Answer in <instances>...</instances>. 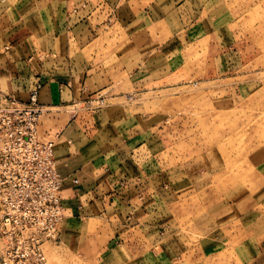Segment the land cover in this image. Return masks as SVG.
<instances>
[{
  "label": "crops",
  "instance_id": "obj_1",
  "mask_svg": "<svg viewBox=\"0 0 264 264\" xmlns=\"http://www.w3.org/2000/svg\"><path fill=\"white\" fill-rule=\"evenodd\" d=\"M259 34L264 0H0V91L21 103L37 93L63 179L56 242L100 241L111 264H264V237L239 247L241 263L216 238L199 256L165 241L178 227L159 219L171 223L185 181H154L160 94ZM97 98L102 108L84 107Z\"/></svg>",
  "mask_w": 264,
  "mask_h": 264
},
{
  "label": "rangeland",
  "instance_id": "obj_2",
  "mask_svg": "<svg viewBox=\"0 0 264 264\" xmlns=\"http://www.w3.org/2000/svg\"><path fill=\"white\" fill-rule=\"evenodd\" d=\"M256 37L227 41L229 52L219 60L190 68L187 87L160 94L163 124L154 147V181L163 187L185 181L171 223L159 219L164 230L175 224L177 231L161 237L195 248L198 256L216 238L225 247L222 256L238 253L236 263L247 240L264 237V34ZM230 44L237 45L233 51ZM219 64L223 71L215 73ZM39 212L35 187L0 185V264H111L100 241L54 242Z\"/></svg>",
  "mask_w": 264,
  "mask_h": 264
},
{
  "label": "built area",
  "instance_id": "obj_3",
  "mask_svg": "<svg viewBox=\"0 0 264 264\" xmlns=\"http://www.w3.org/2000/svg\"><path fill=\"white\" fill-rule=\"evenodd\" d=\"M36 96L32 92L29 101L20 105L0 94V185L15 183L35 187L42 222L48 235L55 239L63 206L57 194L59 178L54 169L53 145L40 142L37 135L43 110ZM37 256L41 258L40 253Z\"/></svg>",
  "mask_w": 264,
  "mask_h": 264
},
{
  "label": "bare ground",
  "instance_id": "obj_4",
  "mask_svg": "<svg viewBox=\"0 0 264 264\" xmlns=\"http://www.w3.org/2000/svg\"><path fill=\"white\" fill-rule=\"evenodd\" d=\"M32 92H35V91H32ZM31 92V93H32ZM2 92L0 91V94H1ZM30 93V94H31ZM3 94V93H2ZM37 94V93H36ZM3 95H5V94H3ZM5 96H7V97H11V100H13L15 103H17V104H20L21 102H19V101H17L14 97H12L11 95H5ZM30 97V96H29ZM37 97V96H36ZM96 103H100V104H102L103 103V99L102 98H97L96 99ZM22 104H24V103H21L20 105H22ZM37 104H38V106L40 107V109H42L43 110V113H44V108L38 103V97H37ZM43 113H42V115H43ZM41 115V116H42ZM41 116L39 117V119H38V123H37V135H38V139H39V141L40 142H42L41 141V139H40V136H39V124H40V118H41ZM43 142H51V141H43ZM52 143V145H53V147H52V154H53V163H54V169H55V171H56V173L58 174L57 176H58V178H59V189H58V191H57V194L59 195V198H60V201H61V203H62V206H63V213H62V220H63V217H64V205H63V199H62V182H63V179H62V177L60 176V173L58 172V170L56 169V166H55V159H54V143L53 142H51ZM2 146V143H1V141H0V148H2L1 147ZM62 220H61V222H62ZM57 233H58V235H59V227H57ZM57 239H58V237L57 238H55V239H53V241L54 242H56L57 241Z\"/></svg>",
  "mask_w": 264,
  "mask_h": 264
}]
</instances>
